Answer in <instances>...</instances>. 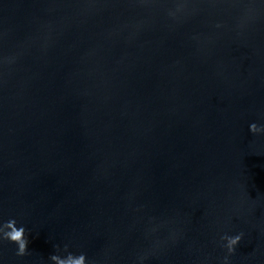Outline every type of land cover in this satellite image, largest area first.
Listing matches in <instances>:
<instances>
[{"label":"water","instance_id":"obj_1","mask_svg":"<svg viewBox=\"0 0 264 264\" xmlns=\"http://www.w3.org/2000/svg\"><path fill=\"white\" fill-rule=\"evenodd\" d=\"M252 123L264 0H0V264H264Z\"/></svg>","mask_w":264,"mask_h":264},{"label":"clouds","instance_id":"obj_2","mask_svg":"<svg viewBox=\"0 0 264 264\" xmlns=\"http://www.w3.org/2000/svg\"><path fill=\"white\" fill-rule=\"evenodd\" d=\"M264 127L258 126L256 123H252L249 126L250 132L253 134L258 133ZM242 235H236L235 237L225 236L223 239L227 240V248L229 252H233L235 246L239 244L242 239ZM0 240H7L18 245L17 255L24 256L27 254L29 241L26 237V229L23 226L17 227V222L15 219L5 222L0 226ZM57 250L58 246H57ZM65 251H67V246H65ZM50 259L54 264H87V257L84 254L79 256L69 253L67 257H61L60 255L53 254Z\"/></svg>","mask_w":264,"mask_h":264}]
</instances>
